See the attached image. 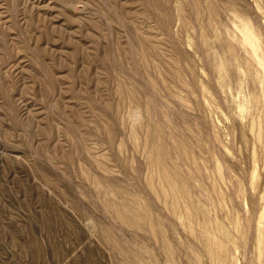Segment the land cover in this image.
<instances>
[{
  "label": "rangeland",
  "instance_id": "obj_1",
  "mask_svg": "<svg viewBox=\"0 0 264 264\" xmlns=\"http://www.w3.org/2000/svg\"><path fill=\"white\" fill-rule=\"evenodd\" d=\"M0 264H264V0H0Z\"/></svg>",
  "mask_w": 264,
  "mask_h": 264
}]
</instances>
